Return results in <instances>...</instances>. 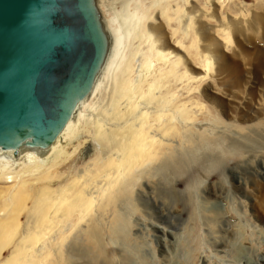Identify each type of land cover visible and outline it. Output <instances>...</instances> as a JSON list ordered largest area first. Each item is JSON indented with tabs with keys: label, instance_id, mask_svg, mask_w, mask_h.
<instances>
[{
	"label": "bare ground",
	"instance_id": "bare-ground-1",
	"mask_svg": "<svg viewBox=\"0 0 264 264\" xmlns=\"http://www.w3.org/2000/svg\"><path fill=\"white\" fill-rule=\"evenodd\" d=\"M218 1L95 0L107 50L89 92L48 145L0 146V264H82L86 240L129 264L118 242L155 198L168 202L157 220L182 228L185 264H264V153L247 141L264 137V5L221 14ZM200 150L240 170L227 174L225 214L202 204ZM57 169L65 181L42 186Z\"/></svg>",
	"mask_w": 264,
	"mask_h": 264
},
{
	"label": "water",
	"instance_id": "water-1",
	"mask_svg": "<svg viewBox=\"0 0 264 264\" xmlns=\"http://www.w3.org/2000/svg\"><path fill=\"white\" fill-rule=\"evenodd\" d=\"M107 50L95 0H0V146H45Z\"/></svg>",
	"mask_w": 264,
	"mask_h": 264
},
{
	"label": "rangeland",
	"instance_id": "rangeland-1",
	"mask_svg": "<svg viewBox=\"0 0 264 264\" xmlns=\"http://www.w3.org/2000/svg\"><path fill=\"white\" fill-rule=\"evenodd\" d=\"M203 1L204 0H199V3L202 4ZM251 1L252 0H219L218 3L221 7V9L219 10V13L223 14V13L228 12L231 14H235L238 12L233 10V7L241 6L240 11H244L248 7H254L256 3H262V5H264V0H253V1H256L254 4H252ZM212 4H213V0H209V4L207 5L206 8H211ZM100 7L101 9L103 8L101 4H100ZM247 141L252 146H254L257 150L263 151L264 153V137L256 138V141H250L249 139ZM255 158L258 159V157H255ZM194 162L195 164H193ZM235 163H238V167H241L243 165V163L240 161V158L235 159ZM191 168L195 169L198 173H200V175H203L204 173H208L206 174V177L204 178V180H205L206 188L208 191L207 195L210 201H208V203L203 202L202 204L206 206L210 205L211 207L213 206L212 208H215L216 210H218L219 212L223 214L228 206L226 202V196H225V194L227 193V188H228L227 174H229V177L232 178V176L235 174H238L237 172H239L240 170H233V165L227 163L226 156L220 157L215 154H212L211 152L206 153L201 150L198 152H194L192 154ZM68 169L69 168H66L65 170L67 171ZM65 170L57 169V170L51 171V178L47 179L49 183L43 184L42 186L51 185L52 183L54 184L53 186L62 184L67 178V173ZM224 176L226 179L224 178ZM224 179L226 180V182H223ZM38 187L39 186L34 187L33 189L34 193L37 191ZM202 189L204 188H201V190ZM167 190L164 188L158 187L156 189V193L159 196H161L160 192L166 193ZM155 199H157L155 200V202L156 201L157 202L156 204H152L151 208L153 207L152 211L153 212L156 211V212L152 213V215L150 216L145 215L144 217L145 219H143V217H140L138 215L131 216V221L134 224V226L129 229L127 233L128 235L126 237L128 239V236H129L130 240L124 243L118 242L119 244L118 246L121 247L120 250L122 251V253L128 257L127 262L129 264H165V263L166 264H185L186 247L184 244L182 245L179 243V238H178V235L176 234L178 232H181L182 228L181 226H178L177 228L174 229L173 227L169 226V224L167 225L166 223H163L157 220L156 214H157V209L160 206L159 202L162 201L163 203L164 200H166V198H164L163 200L161 198H155ZM173 199L176 200L175 195H171V200ZM237 202L238 201H236L235 203L231 202V207L234 208ZM149 203L151 204L152 202L149 201ZM149 203L147 204L146 202H143V204L146 206H149ZM164 203H168L167 200ZM164 203H163V206H167ZM186 203H187L186 199H179V201H176V204H175V207L181 210L180 211L181 216L183 217H186L188 213L186 208L182 207V205H186ZM138 209H141V206H138ZM23 220H24V216H22L21 218V221ZM153 223L157 224L158 226H164V229L166 230H164L162 233L158 232L159 230L153 231L155 230L151 228V224ZM166 232H168V234ZM173 232L175 234L174 236L172 234ZM163 233H164V236L162 235ZM158 236L164 239L162 246H159L162 240ZM172 237L175 239H172ZM176 245H177V248H176ZM75 248H76V252L80 253V255L82 256V258L80 259V262L82 264H109L110 260L104 257L103 255L99 254L97 248L89 240L83 241L82 243L75 246ZM178 248H182V250ZM176 249L180 250L178 251L179 252L178 255H176L177 253L175 251ZM234 252L235 254H238L236 249L234 250ZM252 252H253V255H252L253 257L251 258V260L249 259L248 263L249 262L253 263L257 261V259H259V256L257 257V255L254 254V251ZM255 253H258V254L264 253V248H261ZM170 254L172 255L171 256L172 258L169 257ZM7 257H9V255L5 256L4 258H7ZM4 258L0 262H2ZM161 259H163V261ZM192 263L194 264V259H192ZM209 263L212 264L210 261Z\"/></svg>",
	"mask_w": 264,
	"mask_h": 264
}]
</instances>
